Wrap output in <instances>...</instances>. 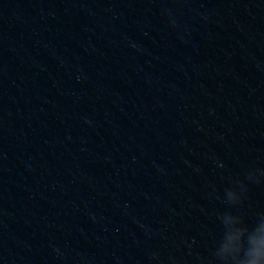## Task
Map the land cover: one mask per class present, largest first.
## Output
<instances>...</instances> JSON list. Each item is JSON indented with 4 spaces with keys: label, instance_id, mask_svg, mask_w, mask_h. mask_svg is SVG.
Masks as SVG:
<instances>
[{
    "label": "water",
    "instance_id": "obj_1",
    "mask_svg": "<svg viewBox=\"0 0 264 264\" xmlns=\"http://www.w3.org/2000/svg\"><path fill=\"white\" fill-rule=\"evenodd\" d=\"M257 170L264 0H0V264H223Z\"/></svg>",
    "mask_w": 264,
    "mask_h": 264
},
{
    "label": "clouds",
    "instance_id": "obj_2",
    "mask_svg": "<svg viewBox=\"0 0 264 264\" xmlns=\"http://www.w3.org/2000/svg\"><path fill=\"white\" fill-rule=\"evenodd\" d=\"M262 176L264 170L247 173L250 181H259ZM237 183L238 189L226 190L225 200L229 205H238L246 191L243 182ZM218 220L221 234L214 255L223 264H264V213L247 221L243 215L224 212L218 214Z\"/></svg>",
    "mask_w": 264,
    "mask_h": 264
}]
</instances>
